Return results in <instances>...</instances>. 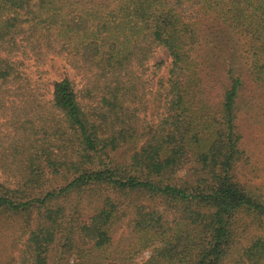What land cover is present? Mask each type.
Instances as JSON below:
<instances>
[{"label": "trees", "instance_id": "trees-1", "mask_svg": "<svg viewBox=\"0 0 264 264\" xmlns=\"http://www.w3.org/2000/svg\"><path fill=\"white\" fill-rule=\"evenodd\" d=\"M259 89L264 0H0V264H264Z\"/></svg>", "mask_w": 264, "mask_h": 264}, {"label": "rangeland", "instance_id": "rangeland-1", "mask_svg": "<svg viewBox=\"0 0 264 264\" xmlns=\"http://www.w3.org/2000/svg\"><path fill=\"white\" fill-rule=\"evenodd\" d=\"M169 61L170 59L164 50H155L151 62L149 63L150 67L148 73L149 80L152 85L157 79L156 77L165 75L166 67H168ZM160 64V68H156V65ZM41 68L45 73L43 75V80L47 87H51L53 82L65 77H67L70 81H73L76 88L79 87V79L75 77L73 71L62 59L53 58ZM34 71L35 67L32 63H29L27 72L31 74ZM253 91V88H248L244 95H253ZM244 95V100L240 106V124L244 133L243 143L248 151V154L251 156L249 163L253 166V172L251 171L249 176V186L250 191L264 201V114H262V110L258 111L259 108L264 109V89H259L256 94L254 93V98L252 97L253 99H251L249 103L248 98ZM252 103L254 105V110L250 111L248 114V110L251 108L250 105H252ZM88 210L89 209H86L85 213H87ZM131 238L132 235L130 230L126 227L119 228L112 236V243L114 246L121 244L122 247L125 248ZM4 242L5 241L3 239L0 243V251L5 249V245H3ZM148 256L149 254L147 252L143 253V255L135 259L134 263L139 264L146 261Z\"/></svg>", "mask_w": 264, "mask_h": 264}]
</instances>
